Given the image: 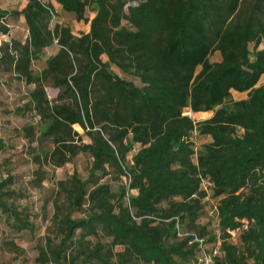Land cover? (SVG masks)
<instances>
[{
	"label": "trees",
	"instance_id": "obj_1",
	"mask_svg": "<svg viewBox=\"0 0 264 264\" xmlns=\"http://www.w3.org/2000/svg\"><path fill=\"white\" fill-rule=\"evenodd\" d=\"M53 4L88 32L52 23ZM7 17L27 38L0 44V76L27 91L12 107L0 89V130L22 120L0 154L17 141L36 190L50 180L44 167L79 155L88 166L48 189L39 264H193L196 239L219 241L213 264H264V0H26L0 8L3 36ZM186 109L212 115L196 122ZM193 134L210 141L197 148ZM13 169L0 168V221L18 252L13 238L35 227ZM208 196L214 221L202 224Z\"/></svg>",
	"mask_w": 264,
	"mask_h": 264
},
{
	"label": "rangeland",
	"instance_id": "obj_2",
	"mask_svg": "<svg viewBox=\"0 0 264 264\" xmlns=\"http://www.w3.org/2000/svg\"><path fill=\"white\" fill-rule=\"evenodd\" d=\"M26 4V0H0V8L6 10L8 12L14 10H20ZM54 13L57 17L56 21L58 24L69 27L71 31L78 35L80 33H87L89 30L88 24L84 22H76L71 16L63 15L60 8L53 4ZM86 16L90 20L94 13L90 10H87ZM5 22L8 25L9 34L7 36H3L0 34V44L10 40H17L24 42L27 38V29L25 24L20 19L13 20L10 17H7ZM260 49H264V41L259 46ZM56 51V47H53L46 51L47 56L53 54ZM218 54H214L211 57L212 61L217 60ZM6 81H8L7 76H0V89L3 91V95L8 97L5 100L7 103H10V106L14 107L17 103V99L20 95L25 94L27 91V87L23 85H18L16 82H9V87L6 86ZM259 85L264 86V75L261 77L259 81ZM46 93L49 99H53L56 96L57 91L52 88H46ZM247 98L246 93H236L231 92V100L239 101ZM228 105V104H227ZM1 111V109H0ZM184 114L190 116L194 121H202L211 117L212 113H198L191 114L188 109L184 110ZM22 123L20 119L9 118L8 122H3L7 128L2 126L0 130V136L4 138H8L11 136L10 129L15 126H19ZM74 130L82 133V130L75 126ZM192 141L195 143V146L199 148L201 145L210 141L208 137H201L197 134H193ZM16 142L17 148L11 150L9 152L0 154V168H2V163L5 159H8L10 164H13V173L16 175L17 180L13 185L14 189L21 190L25 193L26 198L17 202V204L21 207H25L30 215V219L34 224V230L31 233H23L19 236H15L14 242L19 247L20 251L11 252L7 250L5 245L3 244V240L6 239L8 232L5 224L0 221V264H39L37 262V246L42 242L43 237L48 234V228L50 226V218L52 215V206L50 204L44 205L45 198L48 196V189H51L55 183V181L60 180L65 177L66 174H70L72 172H76L82 178H85L87 175V160L85 157L79 155L73 163L68 164L62 168H52V167H44L47 171L50 180L44 182L43 188L40 190H36L28 186V180L30 179L31 170L33 169L32 164H28L26 162L27 156L22 152L21 146ZM20 144L22 142H19ZM137 149L135 147L134 151ZM133 151V152H134ZM133 153L131 152L130 155ZM204 187L207 193L210 195V190L206 184ZM205 216L201 219L200 223L205 224L207 221H214V207L216 205V201L212 199L210 196L205 200ZM236 237L232 240L233 244H236ZM121 248H117L120 250Z\"/></svg>",
	"mask_w": 264,
	"mask_h": 264
},
{
	"label": "built area",
	"instance_id": "obj_3",
	"mask_svg": "<svg viewBox=\"0 0 264 264\" xmlns=\"http://www.w3.org/2000/svg\"><path fill=\"white\" fill-rule=\"evenodd\" d=\"M52 14V23L55 19V14ZM51 23V25H52ZM246 221H244V227L246 228ZM238 230L228 232L231 239L234 240L235 236L238 234ZM179 236H184L183 234H179ZM198 243V249L196 254V260L193 264H213L214 258L220 256V248H219V241L209 245L202 239H196Z\"/></svg>",
	"mask_w": 264,
	"mask_h": 264
}]
</instances>
